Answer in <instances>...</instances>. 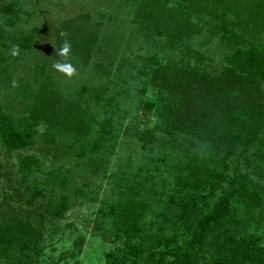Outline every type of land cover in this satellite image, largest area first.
Segmentation results:
<instances>
[{
    "label": "trees",
    "instance_id": "obj_1",
    "mask_svg": "<svg viewBox=\"0 0 264 264\" xmlns=\"http://www.w3.org/2000/svg\"><path fill=\"white\" fill-rule=\"evenodd\" d=\"M130 1L136 22L156 36L189 42L213 25L239 34L242 41L225 49L222 68L201 74L194 65L189 75L163 80L170 84L169 106L160 111L158 124L162 121L177 139L187 138L193 148L179 161L174 181L190 202L156 218L150 217L152 204L143 195L112 201L107 218L123 247L105 252L102 264H264V0H180L174 5L168 0ZM104 30L92 15H75L60 25L56 48L68 40L69 55L88 67L103 44ZM44 71L41 67L24 114L17 120L0 117L2 146L10 154L17 152L16 171L23 183L35 179L46 164L41 154L28 151L31 138L51 143L48 137L67 134L73 146L86 150L101 144L94 138L111 136L114 126L99 127L97 115L105 118L107 112L93 106L89 85L75 97L50 83ZM149 107L154 110L155 105ZM76 166L63 173V167L50 169L33 183L28 203L43 195L41 184L49 186L53 205L45 213L13 207L1 214V263L81 264V252L74 255L61 241L42 245L48 241L42 228L58 226L70 203L89 195L82 188L71 192V179L80 170Z\"/></svg>",
    "mask_w": 264,
    "mask_h": 264
},
{
    "label": "rangeland",
    "instance_id": "obj_2",
    "mask_svg": "<svg viewBox=\"0 0 264 264\" xmlns=\"http://www.w3.org/2000/svg\"><path fill=\"white\" fill-rule=\"evenodd\" d=\"M131 2L0 0V117L11 115L17 120L24 114L43 67V76L50 83L75 97L81 94L83 85H89L88 98L93 106L107 112L105 118L96 114L99 127L114 124L111 136L94 138L101 144L86 150L73 146L75 141L67 134L48 137L51 143L44 137L31 138L28 151L44 157L45 173L27 178L25 183L16 171L17 152L8 153L0 139V216L13 207L45 213L53 205L49 186L41 184L43 195L38 202L28 203L35 191L33 183L43 179L50 169L63 167V173L78 168L79 163L80 170L71 179V192L82 188L89 195L71 202L58 226L42 228L48 239L42 245L52 239L61 241L74 255L81 252V264H102L105 252L123 247L115 240L107 218L108 205L115 199L143 195L152 204L150 217L163 210L182 209L185 204L181 202H190L179 193L174 181L179 161L193 148L187 138L177 139L162 121L158 124L160 111L169 106L170 84L163 80L189 75L194 65L201 74L222 68L225 49L242 41L239 34L225 33L213 25L206 26L203 35L189 42L156 36L136 22V7ZM168 2L174 5L180 0ZM81 13L105 25L103 44L88 67L73 55L60 56L55 44L60 25ZM57 64L71 65L73 74L57 70ZM163 66L168 67L167 71ZM138 110L140 113H135ZM94 139L90 137V141ZM9 189L12 191L7 194Z\"/></svg>",
    "mask_w": 264,
    "mask_h": 264
},
{
    "label": "clouds",
    "instance_id": "obj_3",
    "mask_svg": "<svg viewBox=\"0 0 264 264\" xmlns=\"http://www.w3.org/2000/svg\"><path fill=\"white\" fill-rule=\"evenodd\" d=\"M65 34L62 32L61 36L63 37ZM71 43L68 40H64L62 47L59 49V55L62 57H68L71 53ZM57 70L65 72L67 75L71 76L74 72V69L71 67V65H62L57 64L56 65Z\"/></svg>",
    "mask_w": 264,
    "mask_h": 264
}]
</instances>
